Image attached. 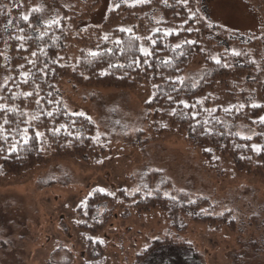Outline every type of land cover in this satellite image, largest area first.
Here are the masks:
<instances>
[{"label": "trees", "instance_id": "1", "mask_svg": "<svg viewBox=\"0 0 264 264\" xmlns=\"http://www.w3.org/2000/svg\"><path fill=\"white\" fill-rule=\"evenodd\" d=\"M49 1L60 16L41 25L33 9L24 19L21 0H0V68L5 54L11 71L0 88V174L21 175L60 158H78L85 164L101 158L105 151L96 136L95 121L70 112L61 101L57 84L65 77L80 86L149 90L156 130L182 133L216 176L225 178L232 168L264 177V50L260 43L213 35L203 16L206 0L199 5L197 0L119 5L101 24L86 27H80V22L100 0ZM253 1L264 25V0ZM155 12L159 21L152 19ZM195 60L201 62L203 74L191 85L186 72ZM238 123L256 130L254 135L239 136L230 127ZM121 197L126 196L121 193ZM115 203L110 193L94 187L77 205L89 264L104 259L101 241L92 236L113 216ZM205 203L208 199L197 198L179 204L157 191L136 205L142 211L158 208L172 220ZM191 219L230 222L228 212L211 217L193 213ZM161 243L148 245L134 264ZM175 245L192 250L190 243Z\"/></svg>", "mask_w": 264, "mask_h": 264}, {"label": "rangeland", "instance_id": "2", "mask_svg": "<svg viewBox=\"0 0 264 264\" xmlns=\"http://www.w3.org/2000/svg\"><path fill=\"white\" fill-rule=\"evenodd\" d=\"M148 1L100 0L79 25H99L119 5ZM21 2L24 17L33 9L38 24L60 16L49 0ZM204 6L213 35L255 40L264 50L263 20L253 0H206ZM152 19L159 21L160 15L155 12ZM200 63L195 60L186 72L191 85L202 77ZM9 66L3 54L0 88L10 77ZM57 88L67 110L95 121L105 152L88 164L60 158L21 175L0 174V264H89L76 208L94 187L116 201L113 216L92 236L103 245L98 264H134L156 240L161 246L138 264H264V177L232 168L227 177L216 176L182 133L156 130L147 89L80 86L65 77ZM230 127L245 138L256 131L240 123ZM157 191L179 204L197 198L208 203L172 220L158 208L139 210L136 202ZM192 212L210 217L228 212L230 222H198ZM181 241L190 243L195 255L175 245Z\"/></svg>", "mask_w": 264, "mask_h": 264}, {"label": "snow or ice", "instance_id": "3", "mask_svg": "<svg viewBox=\"0 0 264 264\" xmlns=\"http://www.w3.org/2000/svg\"><path fill=\"white\" fill-rule=\"evenodd\" d=\"M25 20L28 19V17H24ZM141 51L145 54V55H149L150 53L146 50V49H141ZM235 55H239V53H234ZM92 55H95V53H93ZM217 63H219V60H217ZM30 95V94H29ZM254 107H257L258 105H253ZM262 122H264V118H262ZM5 123H7V121H5ZM254 150H256L257 152L260 151L259 148H254ZM210 151V150H207ZM103 191V190H101Z\"/></svg>", "mask_w": 264, "mask_h": 264}]
</instances>
